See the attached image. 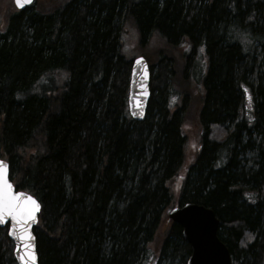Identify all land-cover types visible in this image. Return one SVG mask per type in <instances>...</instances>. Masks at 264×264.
Instances as JSON below:
<instances>
[{
    "label": "trees",
    "instance_id": "1",
    "mask_svg": "<svg viewBox=\"0 0 264 264\" xmlns=\"http://www.w3.org/2000/svg\"><path fill=\"white\" fill-rule=\"evenodd\" d=\"M129 27L156 59L142 121L127 104ZM0 158L42 205L39 264H187L182 227L167 217L187 202L214 210L233 264H264V0L16 9L0 29ZM0 264H18L6 226Z\"/></svg>",
    "mask_w": 264,
    "mask_h": 264
},
{
    "label": "water",
    "instance_id": "2",
    "mask_svg": "<svg viewBox=\"0 0 264 264\" xmlns=\"http://www.w3.org/2000/svg\"><path fill=\"white\" fill-rule=\"evenodd\" d=\"M19 11L31 6L35 0H13ZM151 71L147 59L144 56H136L132 60L131 76L128 91V111L133 120L145 119L151 97ZM5 166V179L12 185L13 195L22 196L24 199L32 197L38 204L34 212V218H25V234H30V239L21 240L20 228L15 227L18 218L5 217L0 220V227H7V233L13 244V253L18 264H39V256L36 247V236L34 228L39 221L42 205L31 193L17 189L10 178V164L7 160L0 158ZM23 202V201H22ZM168 217L174 223L182 227L184 240L189 244L191 253L187 264H233L231 253L227 245L218 235L220 220L216 217L213 209L199 203L187 202L181 206H175L168 212ZM29 245L30 247H25ZM31 252L34 258H28ZM24 257V258H22Z\"/></svg>",
    "mask_w": 264,
    "mask_h": 264
},
{
    "label": "rangeland",
    "instance_id": "3",
    "mask_svg": "<svg viewBox=\"0 0 264 264\" xmlns=\"http://www.w3.org/2000/svg\"><path fill=\"white\" fill-rule=\"evenodd\" d=\"M41 1H45V0H41ZM15 10L16 7L13 3V0H0V29L4 28L7 17ZM135 37L136 34L135 32H133V30L130 29V27L122 35V43L125 50L127 51V54L131 55L132 57H135L137 55H143L147 58L149 64L155 63L156 61V59L154 58L155 54L154 55L152 54L153 47H147L146 49H141L140 45L137 43V38ZM177 52H181V50H177ZM195 78L199 79V75L196 76ZM193 90L195 92L194 95L195 104L192 107L193 115L191 114L193 121H184V126H183L185 134L188 137L187 152H186L188 162L191 161L192 158H194L196 151L198 150L200 127L196 124V119L198 118L199 115L198 109L200 107V99L202 96L201 94H203L201 86L197 87L196 83L193 85ZM174 102L177 103V100ZM167 217H168V213H167ZM169 226H170V220L166 219L162 224L160 230L161 233H164V231H166V229H168ZM147 264H152V263H147Z\"/></svg>",
    "mask_w": 264,
    "mask_h": 264
},
{
    "label": "snow or ice",
    "instance_id": "4",
    "mask_svg": "<svg viewBox=\"0 0 264 264\" xmlns=\"http://www.w3.org/2000/svg\"><path fill=\"white\" fill-rule=\"evenodd\" d=\"M19 2L20 0H18ZM5 170L3 161H0V220H4L5 217L9 216L14 219L18 218V223L15 227L20 228L21 240L30 239V234H25L24 221L25 218L29 220L34 218V212L38 208V204L32 197L24 199L22 196L12 194V185L7 182L4 176ZM25 247L30 246L26 245ZM27 256L28 258H34L31 252L27 253ZM25 264H28V259H25Z\"/></svg>",
    "mask_w": 264,
    "mask_h": 264
}]
</instances>
